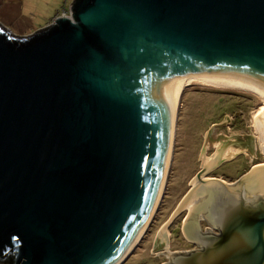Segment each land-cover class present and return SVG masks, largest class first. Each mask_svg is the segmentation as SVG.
Listing matches in <instances>:
<instances>
[{
    "label": "water",
    "instance_id": "water-1",
    "mask_svg": "<svg viewBox=\"0 0 264 264\" xmlns=\"http://www.w3.org/2000/svg\"><path fill=\"white\" fill-rule=\"evenodd\" d=\"M69 14L29 36L0 25V264H123L159 204L183 88L264 101V0H74ZM254 121L264 154V105ZM202 162L165 225L188 209L201 249L173 263L264 264V164L228 184Z\"/></svg>",
    "mask_w": 264,
    "mask_h": 264
},
{
    "label": "rangeland",
    "instance_id": "rangeland-1",
    "mask_svg": "<svg viewBox=\"0 0 264 264\" xmlns=\"http://www.w3.org/2000/svg\"><path fill=\"white\" fill-rule=\"evenodd\" d=\"M73 1L0 0V25L15 36H29L50 26L63 12H69ZM260 103L256 94L244 90L200 84L185 88L161 202L147 231L123 264H173L171 258L201 249L184 237L182 226L188 209L168 227V239L159 235L190 191L191 181L204 168L203 155H221L220 159L224 160L205 178L219 177L228 183L264 163V154L252 128L253 114ZM228 148L237 150L232 159L226 155Z\"/></svg>",
    "mask_w": 264,
    "mask_h": 264
},
{
    "label": "bare ground",
    "instance_id": "bare-ground-1",
    "mask_svg": "<svg viewBox=\"0 0 264 264\" xmlns=\"http://www.w3.org/2000/svg\"><path fill=\"white\" fill-rule=\"evenodd\" d=\"M185 88L186 87H184L183 88V90L179 93V96H178V99H177V102H176V105H175V108H174V133H173V141H172V149H171V156H172V153H173V145H174V134H175V128H176V120H177V114H178V110H179V108H180V101H181V97H182V94H183V92H184V90H185ZM222 88H227V87H222ZM227 89H236V90H244V91H248V92H251V91H249V90H246V89H242V88H227ZM253 93V92H252ZM258 96V95H257ZM259 97V96H258ZM260 98V100H261V103H260V105L257 107V109H256V111L254 112V114H253V118H252V128H253V130H254V133H255V135H256V137H257V140L259 141V139H258V135H257V130H256V126H255V121H254V118L258 115V113L261 111V109H262V107H263V105H264V101L262 100V98L261 97H259ZM260 145V144H259ZM234 151H237L236 149H233V148H228V154H226L227 155V157L229 158V159H231V158H234L235 156H233V153H234ZM237 154V153H236ZM218 155V154H217ZM207 158H209V156H205V155H203L202 156V161L203 160H205V159H207ZM213 158V160H214V162L216 163V165L217 164H220L221 163V160H223V158L222 159H220L221 158V155H219V156H213L212 157ZM226 158V157H225ZM170 162H171V157H170ZM170 162H169V168H170ZM262 164H264V163H262ZM262 164H260V165H262ZM257 166V165H256ZM169 168H168V173H169ZM168 173H167V175H168ZM167 178H168V176H166V178H165V181H164V186H163V191H162V195H161V198H162V196H163V193H164V190H165V187H166V182H167ZM203 178H205V176L203 177ZM195 179V178H194ZM193 179V180H194ZM192 180V181H193ZM222 180V179H221ZM191 181V182H192ZM225 183H228V182H226V181H224ZM229 184V183H228ZM191 187H193V185H191ZM161 198H160V201H159V203L161 202ZM159 205V204H158ZM158 207V206H157ZM157 210V209H156ZM156 212V211H155ZM155 214V213H154ZM154 217V216H153ZM153 220V218L151 219V221ZM170 220V219H169ZM168 220V221H169ZM151 221H150V223H151ZM167 221V222H168ZM150 223H149V225H150ZM167 224V223H166ZM165 224V225H166ZM149 225H148V227H149ZM164 225V226H165ZM168 226V225H167ZM167 226H165L162 230H161V234L159 235V236H161L163 239H168L169 238V232L167 231L168 230V228H167ZM147 227V228H148ZM147 231V229L145 230V232ZM144 232V233H145ZM144 233H143V235H144ZM143 235H142V237H143ZM142 237H141V239H142ZM140 239V240H141ZM140 242V241H139ZM139 244V243H138ZM137 244V245H138ZM171 253V252H170Z\"/></svg>",
    "mask_w": 264,
    "mask_h": 264
},
{
    "label": "flooded vegetation",
    "instance_id": "flooded-vegetation-1",
    "mask_svg": "<svg viewBox=\"0 0 264 264\" xmlns=\"http://www.w3.org/2000/svg\"><path fill=\"white\" fill-rule=\"evenodd\" d=\"M237 158V157H236ZM232 159V158H231ZM237 160V159H236ZM224 161V160H223ZM233 161V160H232ZM248 174V173H247ZM214 177V176H213ZM217 178H219V177H217ZM239 180V179H238ZM233 182H235V181H233ZM210 227H211V225H210ZM216 235H219L218 234V232H215V231H213ZM194 251V250H193ZM190 253H191V251H190ZM174 264V263H173Z\"/></svg>",
    "mask_w": 264,
    "mask_h": 264
},
{
    "label": "built area",
    "instance_id": "built-area-1",
    "mask_svg": "<svg viewBox=\"0 0 264 264\" xmlns=\"http://www.w3.org/2000/svg\"><path fill=\"white\" fill-rule=\"evenodd\" d=\"M62 15H63V16H69L70 14H69V12H63Z\"/></svg>",
    "mask_w": 264,
    "mask_h": 264
},
{
    "label": "crops",
    "instance_id": "crops-1",
    "mask_svg": "<svg viewBox=\"0 0 264 264\" xmlns=\"http://www.w3.org/2000/svg\"><path fill=\"white\" fill-rule=\"evenodd\" d=\"M221 179V178H220ZM223 180V179H222Z\"/></svg>",
    "mask_w": 264,
    "mask_h": 264
}]
</instances>
